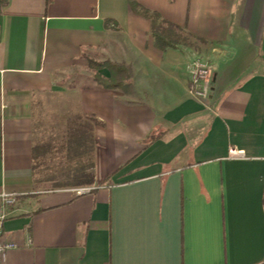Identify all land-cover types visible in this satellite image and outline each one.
Instances as JSON below:
<instances>
[{"label": "crops", "instance_id": "0c3cea01", "mask_svg": "<svg viewBox=\"0 0 264 264\" xmlns=\"http://www.w3.org/2000/svg\"><path fill=\"white\" fill-rule=\"evenodd\" d=\"M137 2L201 42L160 49L129 0L1 9L0 194H19L0 264H264V0ZM197 59L205 102L189 93ZM105 61L132 68L131 88L93 82ZM72 116L97 122L89 187L45 180Z\"/></svg>", "mask_w": 264, "mask_h": 264}, {"label": "trees", "instance_id": "16d2710c", "mask_svg": "<svg viewBox=\"0 0 264 264\" xmlns=\"http://www.w3.org/2000/svg\"><path fill=\"white\" fill-rule=\"evenodd\" d=\"M8 1L0 0V11ZM129 4L135 13L151 21V34L160 49L166 50L201 42V39L192 37L177 25L162 19L157 12L143 7L137 0H129ZM105 68L110 71L109 78L100 74V70ZM90 69L93 72V82L105 90L129 89L132 86L133 70L127 64L111 61L91 62ZM95 124L97 122L94 117L72 116L66 126L55 129L56 134L62 137L63 144L45 146L50 148L59 146L66 148L68 152L65 156L62 155L58 160L51 162L57 168L46 174L45 180H48L52 186L89 187L94 184L96 177L92 170L95 166V135L93 133ZM98 124L101 125L100 122Z\"/></svg>", "mask_w": 264, "mask_h": 264}, {"label": "built area", "instance_id": "2783aa9c", "mask_svg": "<svg viewBox=\"0 0 264 264\" xmlns=\"http://www.w3.org/2000/svg\"><path fill=\"white\" fill-rule=\"evenodd\" d=\"M212 68L209 64L200 59L192 62L190 65L189 93L198 101L205 102L209 99L211 90ZM243 153L238 149L232 148L229 151V158H242ZM90 189H77L79 195L89 192ZM19 193L2 192L0 194V255L16 248V244L2 238L4 223L7 220V209L16 203Z\"/></svg>", "mask_w": 264, "mask_h": 264}]
</instances>
